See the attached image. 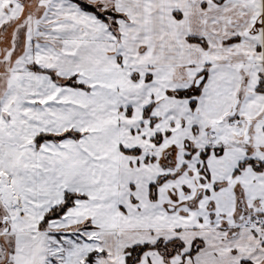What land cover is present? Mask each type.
Returning <instances> with one entry per match:
<instances>
[{
  "label": "snow or ice",
  "instance_id": "1",
  "mask_svg": "<svg viewBox=\"0 0 264 264\" xmlns=\"http://www.w3.org/2000/svg\"><path fill=\"white\" fill-rule=\"evenodd\" d=\"M0 264H264V0H0Z\"/></svg>",
  "mask_w": 264,
  "mask_h": 264
}]
</instances>
